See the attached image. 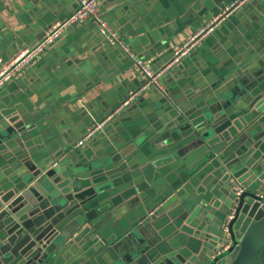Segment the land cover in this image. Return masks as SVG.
Here are the masks:
<instances>
[{
  "label": "crops",
  "instance_id": "crops-1",
  "mask_svg": "<svg viewBox=\"0 0 264 264\" xmlns=\"http://www.w3.org/2000/svg\"><path fill=\"white\" fill-rule=\"evenodd\" d=\"M211 1L99 0V12L129 50L160 71L165 93L148 88L124 105L128 94L141 85V76L127 53L107 44L91 20L63 31L0 87V113H24L21 118H31L35 124L27 147L11 149L0 142L2 190L27 172L19 164L27 155L38 167L50 164L54 157H59L60 164L71 163V152V160L95 165L135 146L117 163L91 173L93 182L115 177L117 185L102 205L112 197L116 203L108 215L93 218L92 225L97 227L93 239L67 247L62 264L86 262L102 246L115 244L128 254L137 241L136 228L166 214L170 220L159 228L174 243L179 242L184 236L181 230L191 226L184 221L183 206L205 200L216 204L217 198L224 199L230 191L213 175L216 161L208 153L185 155L187 163L181 166L175 161L154 168L139 151L182 117L199 123V130L205 131L196 111L201 92L238 64L247 68L264 59V0ZM77 4L78 0H0V58L8 60L24 47L38 44L45 30L71 14ZM228 126L225 122L217 130ZM89 129L93 132L89 139L77 146ZM210 134L209 130L204 133ZM230 170L233 182L250 173L240 165ZM252 172L255 177L242 181L247 188L264 174ZM209 214L213 218L209 228H214V220L226 222L230 216L223 202L217 209L211 207ZM145 234L139 235L143 242L158 238L151 228Z\"/></svg>",
  "mask_w": 264,
  "mask_h": 264
},
{
  "label": "water",
  "instance_id": "water-1",
  "mask_svg": "<svg viewBox=\"0 0 264 264\" xmlns=\"http://www.w3.org/2000/svg\"><path fill=\"white\" fill-rule=\"evenodd\" d=\"M201 94L196 111L205 131L199 130V123L182 117L139 151L154 168L175 161L180 166L186 164L185 155L210 154L216 161L213 175L230 189L227 196L217 198L216 204L205 200L184 205V221L191 226L181 230L184 236L179 242L174 243L159 228L170 220L166 214L136 228L133 236L137 241L128 254L121 253L120 244L102 246L79 264H260L264 254V174L254 179L252 188L242 181L255 177L253 170L264 172V59L247 68L238 64ZM12 113H0V142L11 149L25 147L33 137L34 120L21 118L24 113ZM225 122L229 126L219 132L217 128ZM207 130L209 136L204 135ZM133 149L135 146L95 165L71 160L72 152L67 164L54 157L50 164L38 167L30 155L21 158L19 164L27 172L20 173V181L11 188H0V264H62L68 246L93 239L97 227L92 220L109 214L115 198H109L104 207L102 203L117 183L114 176L107 182H93L91 173L117 163ZM236 165L249 168L250 173L233 182L230 168ZM237 186L244 188L239 194ZM221 202L232 214L228 233L223 232L224 222L214 220V228L208 227L213 219L211 207L217 209ZM162 208L168 210L167 205ZM149 228L158 238L143 242L139 235L146 236Z\"/></svg>",
  "mask_w": 264,
  "mask_h": 264
},
{
  "label": "built area",
  "instance_id": "built-area-1",
  "mask_svg": "<svg viewBox=\"0 0 264 264\" xmlns=\"http://www.w3.org/2000/svg\"><path fill=\"white\" fill-rule=\"evenodd\" d=\"M98 4L99 0H78L77 8L64 19L56 21L48 27L38 44L24 47L8 60L0 58V87L10 81L26 65L38 57L48 46L52 45L63 31L73 25L83 23L86 20H91L95 24L98 33L107 44L119 46L127 53L134 62L138 73L141 76V85L138 89L128 94L124 105L129 101L134 100L140 93L148 88H154L160 93H165V89L159 78L160 71L152 70L140 57L136 56L129 50L120 35L112 29L107 20L99 12ZM92 133L91 129L87 130L83 137L78 141L77 146H83ZM261 181L264 182V180ZM243 189V186H237V193L239 194ZM231 218L232 214H230L226 219V222H224L222 229L225 233H228L227 223ZM100 239L101 238H99V240Z\"/></svg>",
  "mask_w": 264,
  "mask_h": 264
},
{
  "label": "trees",
  "instance_id": "trees-1",
  "mask_svg": "<svg viewBox=\"0 0 264 264\" xmlns=\"http://www.w3.org/2000/svg\"><path fill=\"white\" fill-rule=\"evenodd\" d=\"M261 261H264V254H262V259H261Z\"/></svg>",
  "mask_w": 264,
  "mask_h": 264
}]
</instances>
